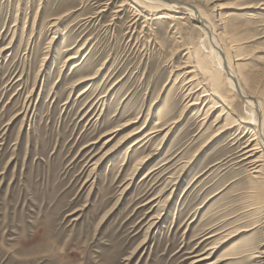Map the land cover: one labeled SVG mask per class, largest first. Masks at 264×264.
Instances as JSON below:
<instances>
[{"label": "rangeland", "instance_id": "1", "mask_svg": "<svg viewBox=\"0 0 264 264\" xmlns=\"http://www.w3.org/2000/svg\"><path fill=\"white\" fill-rule=\"evenodd\" d=\"M186 1L264 98V0ZM197 23L143 0H0V264L264 259V144L243 154L258 132L223 70L189 72L217 71Z\"/></svg>", "mask_w": 264, "mask_h": 264}, {"label": "bare ground", "instance_id": "2", "mask_svg": "<svg viewBox=\"0 0 264 264\" xmlns=\"http://www.w3.org/2000/svg\"><path fill=\"white\" fill-rule=\"evenodd\" d=\"M143 1H145L147 3V5H152L153 7H159V6L160 7H167V9L169 8V10L170 9H174L178 5L179 6L181 5V7H183V9L185 8V9L188 10V12H189V14H191V16H194L196 18V20L198 22L197 23L198 26L201 27V29H203V31L205 32V35H206V40L205 41H206V43H207V45L209 47L210 53H211L210 54V56H211V60L210 61L216 62L217 71L215 72L211 67H209V65H208L209 61L206 62V60H204L202 62V60H199V62H197L198 65H193V66L191 65V68L192 69L189 70V72H192V74L199 76V74L197 73V70H199L198 69V66H200L201 69H202V71L205 72L206 75H207L206 77H204L202 79V80H205V82L203 83L205 85H208L209 83L211 85H216V83L218 82V79H219L218 78V72H219V70H223L225 72V74L227 76L228 86L230 87V89L233 90V92H235L239 97L242 98V100L244 101V103H245V105L247 107L248 113L243 118L246 119L247 122L254 123L255 126H256V129H257V132H258L257 134L258 135L255 136V137H253L251 140L252 141L253 140H256V139H259V140L256 141V143L254 144L253 147H250L249 148V146H248V149L243 153L247 157H254L260 151V150H258L259 148H261V146H259V145L261 143L264 144V98H262L261 95H257V94H254V93L250 92L249 90L247 91V88L244 86V82L240 79V77L235 72L234 67H233L234 64L232 65V63H231V56L226 52L225 48L223 47V44L221 42V37L216 32L215 26L211 22V20L208 17V15L205 14L199 7H196L194 4H192L191 2L186 1V0H143ZM232 15H233V13H228V12L222 13L221 14V19L224 21L227 18L231 17ZM166 17H169L168 14H166V12L165 13H162L161 12V14L159 15V18L160 19L161 18H166ZM234 47L237 48L238 45L236 44ZM237 56H239V55H236V57L234 56V60H236V62L238 60H241L242 59V57H237ZM193 64H195V63H193ZM240 64H238V65H240ZM190 80H192V79H190ZM80 82H82V81H80ZM201 82L202 81L200 80V83ZM217 93H218V95H219L220 98L228 100V98H225V95L222 92V90L217 91ZM187 95H188V93H187ZM192 95H193V91L190 90L188 97H190ZM197 101H198L197 98H196V100L195 99H192L191 101H189L187 103V106L186 107L195 105L197 103ZM159 118H160V121L159 122H161V120H162L163 117L160 115ZM173 123H171V125ZM169 128H170V126H168L167 128H161L160 130H156V131H152V132L154 133V132L166 130V133H167V132H169ZM142 131H143V129H139L137 131H134L132 134H139ZM221 131L222 130L218 131V133H216L215 136L217 134H219ZM129 136H130V134H129ZM110 140H111V138H108L105 141V143H108V141H110ZM115 146H117V145H115ZM111 151H112V148L110 150H107L101 156L100 159H102V157H104L105 155H107ZM260 161H261L260 157L255 158L253 160V162H254V164H253L254 165V167H253V173L255 175H257V176L261 175V172H262V170H261L262 168H261V165L259 163ZM207 258H209V256H205V257H203L202 259H199V260L201 261V260H204V259H207ZM258 264H264V259H260L259 262H258Z\"/></svg>", "mask_w": 264, "mask_h": 264}]
</instances>
